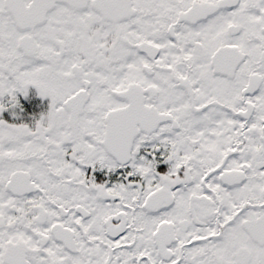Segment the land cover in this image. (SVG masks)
<instances>
[{
	"label": "snow or ice",
	"instance_id": "obj_1",
	"mask_svg": "<svg viewBox=\"0 0 264 264\" xmlns=\"http://www.w3.org/2000/svg\"><path fill=\"white\" fill-rule=\"evenodd\" d=\"M0 264H264V0H0Z\"/></svg>",
	"mask_w": 264,
	"mask_h": 264
}]
</instances>
